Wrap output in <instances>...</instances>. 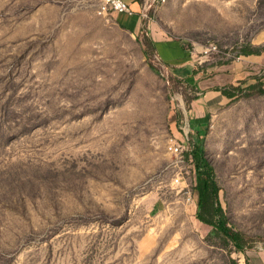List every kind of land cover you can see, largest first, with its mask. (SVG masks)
I'll return each mask as SVG.
<instances>
[{"label": "rangeland", "instance_id": "obj_1", "mask_svg": "<svg viewBox=\"0 0 264 264\" xmlns=\"http://www.w3.org/2000/svg\"><path fill=\"white\" fill-rule=\"evenodd\" d=\"M214 1H158L194 77L216 75L209 89L234 95L208 107L207 88L183 78L169 95L130 35L76 0H0V106L33 123L0 114L15 127L0 131V264H246L264 251V87L229 83V63L264 29V0ZM196 135L229 225L253 237L244 252L213 233L215 214L197 217L186 151L171 147Z\"/></svg>", "mask_w": 264, "mask_h": 264}, {"label": "crops", "instance_id": "obj_2", "mask_svg": "<svg viewBox=\"0 0 264 264\" xmlns=\"http://www.w3.org/2000/svg\"><path fill=\"white\" fill-rule=\"evenodd\" d=\"M125 1L129 6L130 13L101 14L98 12L99 6L96 8L90 0H76L74 5L82 7L90 19L100 20L129 34L146 65L148 64L143 48L144 43L149 45L150 51L155 53L159 63L166 65L179 79L183 78L200 89L207 88L204 92H199L202 95L201 100L206 106L224 102L226 97L220 91L209 89L217 84L218 77L216 75L194 77L196 73L193 72L194 66H192L184 37L169 36L161 26L160 21L162 23L164 21L161 13L164 12L166 4H159V0L155 1V5L153 0ZM150 6L154 8L153 15L156 18L153 15H148L147 11ZM249 44L263 46L264 29L257 32L250 39ZM258 82H261L264 87V49L259 54L241 55L229 63V83L232 85H238L243 89ZM233 98L234 95L229 97V101ZM249 262L250 264H264V251L251 255Z\"/></svg>", "mask_w": 264, "mask_h": 264}, {"label": "trees", "instance_id": "obj_3", "mask_svg": "<svg viewBox=\"0 0 264 264\" xmlns=\"http://www.w3.org/2000/svg\"><path fill=\"white\" fill-rule=\"evenodd\" d=\"M143 48L145 50V56L149 67L153 71H156L159 74L163 75L167 90L170 95V93H173L174 91L172 90L173 84L178 80L182 82V80L179 79L175 74H173L166 65H162L159 63V67L154 64L157 58L155 57V53H152L150 51L149 45L147 43L143 44ZM263 49L264 45L254 46L248 43L241 51V55L259 54ZM262 86L263 84L261 82H258L255 85H250L241 90L242 92H247L255 89L259 92H263ZM219 91L225 97L233 96L231 93L226 94V92L224 91ZM17 110L18 108H14L8 102H5L3 106H0V114L11 112L13 115H15L14 118H16L17 123L19 122V126H28L31 128V126H33L32 119H23L24 117H22L20 112H17ZM20 120H23V122ZM9 125L10 124L7 123V125L0 126V131L2 130V128H5L9 132H11V130H14L13 128L15 127L13 125ZM187 146L188 148L185 155L190 163V168L194 176V184L192 190L195 192L197 197L196 205L198 219L206 221V218L202 215V212L206 215L215 214L216 220L213 223V233L217 236H222L223 238H225L233 245L236 251L244 252L246 243L248 242V240H252L253 237L239 230H236L229 225V221L225 213L223 212L221 204L218 201V192L220 188L214 175V168L205 152L202 142L196 135L190 137L187 140ZM245 263L250 264L248 259H246Z\"/></svg>", "mask_w": 264, "mask_h": 264}, {"label": "built area", "instance_id": "obj_4", "mask_svg": "<svg viewBox=\"0 0 264 264\" xmlns=\"http://www.w3.org/2000/svg\"><path fill=\"white\" fill-rule=\"evenodd\" d=\"M99 8L98 12L101 14H110V13H130L129 6L125 0H98ZM213 50H216V46L214 44H210L209 46H205L202 49L203 54H207ZM171 147L173 152L178 156L182 157L183 152L187 151L185 144H180L176 140L171 139ZM181 177H176L175 182L181 186L182 189L188 188L187 184L184 181H179ZM192 189V188H191ZM194 195V196H193ZM195 194L192 193L190 189L186 191V201L191 204L194 203ZM195 204V203H194Z\"/></svg>", "mask_w": 264, "mask_h": 264}]
</instances>
